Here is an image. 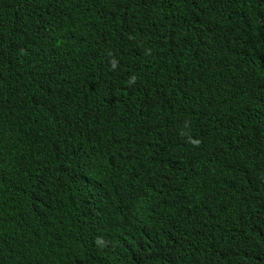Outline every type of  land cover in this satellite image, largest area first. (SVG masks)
Segmentation results:
<instances>
[{
    "label": "trees",
    "instance_id": "obj_1",
    "mask_svg": "<svg viewBox=\"0 0 264 264\" xmlns=\"http://www.w3.org/2000/svg\"><path fill=\"white\" fill-rule=\"evenodd\" d=\"M84 202L47 264H264V0H0V264Z\"/></svg>",
    "mask_w": 264,
    "mask_h": 264
},
{
    "label": "clouds",
    "instance_id": "obj_2",
    "mask_svg": "<svg viewBox=\"0 0 264 264\" xmlns=\"http://www.w3.org/2000/svg\"><path fill=\"white\" fill-rule=\"evenodd\" d=\"M83 208L85 213L71 226L53 208L42 207L26 213V205H20L7 214L9 224L16 227L15 234H12L10 251L18 256V261L25 264H47L50 255L46 251L49 246L58 248L62 244L55 242L62 239L66 242L72 238L79 225V231L92 225L94 213H91L87 202H84ZM84 218L86 219L83 220Z\"/></svg>",
    "mask_w": 264,
    "mask_h": 264
},
{
    "label": "bare ground",
    "instance_id": "obj_3",
    "mask_svg": "<svg viewBox=\"0 0 264 264\" xmlns=\"http://www.w3.org/2000/svg\"><path fill=\"white\" fill-rule=\"evenodd\" d=\"M4 195V194H3ZM2 201H3V199H2ZM5 203V202H4ZM4 207V206H3ZM132 231V230H131Z\"/></svg>",
    "mask_w": 264,
    "mask_h": 264
}]
</instances>
